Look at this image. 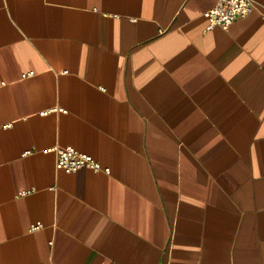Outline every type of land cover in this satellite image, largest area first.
<instances>
[{"label": "crops", "instance_id": "obj_1", "mask_svg": "<svg viewBox=\"0 0 264 264\" xmlns=\"http://www.w3.org/2000/svg\"><path fill=\"white\" fill-rule=\"evenodd\" d=\"M217 2L0 0V264H264V0Z\"/></svg>", "mask_w": 264, "mask_h": 264}, {"label": "built area", "instance_id": "obj_2", "mask_svg": "<svg viewBox=\"0 0 264 264\" xmlns=\"http://www.w3.org/2000/svg\"><path fill=\"white\" fill-rule=\"evenodd\" d=\"M256 7L255 0H218L215 7L205 13L209 27L229 26L240 18H246ZM47 114V113H45ZM50 152L56 155V167L67 173H75L81 169H89L94 172L110 173L109 169H103L99 162L91 156L81 153L72 147H55Z\"/></svg>", "mask_w": 264, "mask_h": 264}]
</instances>
